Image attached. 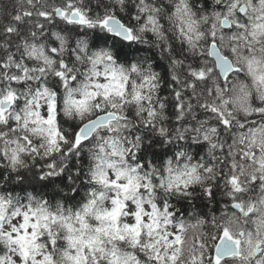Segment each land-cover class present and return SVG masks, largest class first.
I'll list each match as a JSON object with an SVG mask.
<instances>
[{
    "label": "snow or ice",
    "instance_id": "1",
    "mask_svg": "<svg viewBox=\"0 0 264 264\" xmlns=\"http://www.w3.org/2000/svg\"><path fill=\"white\" fill-rule=\"evenodd\" d=\"M0 264H264V0H0Z\"/></svg>",
    "mask_w": 264,
    "mask_h": 264
}]
</instances>
